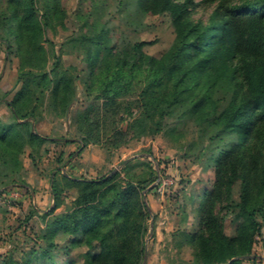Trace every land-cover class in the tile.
Returning <instances> with one entry per match:
<instances>
[{"label": "trees", "instance_id": "obj_1", "mask_svg": "<svg viewBox=\"0 0 264 264\" xmlns=\"http://www.w3.org/2000/svg\"><path fill=\"white\" fill-rule=\"evenodd\" d=\"M208 1L219 4L205 24L191 20L193 0H139L146 13L171 16L176 37L167 52L155 58L136 42L117 49L105 29L92 31L66 41L85 56L79 71L62 63L67 43L58 49L47 36L66 28L62 0H2L0 37L7 53L20 59L19 90L10 100L7 93L0 97L11 115L9 121L0 118V183L8 181L2 186L26 185L23 156L29 151L37 164L41 148L55 141L38 134L35 123L46 115L69 120L82 80L90 102L72 122L83 146L103 144L110 151L128 133L133 138L160 134L169 118L195 123L216 183L197 209V231L185 234L195 251L192 264H243L240 258L251 254L254 236L264 226L259 197L264 166L253 177L258 170L247 166L264 126V0ZM123 164V179L120 172L98 179L72 177L60 168L52 174L53 206L42 215L40 236L46 247L32 252L40 264H57L49 248L59 235L88 247L83 264H143L150 213L142 192L148 180L131 174L133 163ZM236 181H241V200L235 209L243 222L231 238L216 208ZM73 190L75 198L66 205L65 195ZM0 264L19 263L8 258Z\"/></svg>", "mask_w": 264, "mask_h": 264}, {"label": "rangeland", "instance_id": "obj_2", "mask_svg": "<svg viewBox=\"0 0 264 264\" xmlns=\"http://www.w3.org/2000/svg\"><path fill=\"white\" fill-rule=\"evenodd\" d=\"M1 1L0 12L3 10ZM193 1L191 20L206 24L219 1ZM241 1L225 0V3ZM62 4L66 11V28L58 27L56 32L49 31L47 36L58 49L67 43L61 54L62 63L66 67H78L79 71L85 67V56L83 52H77L72 43L66 42L74 36L92 31L98 34L105 29L111 46L119 49L128 42L144 43V52L155 58H161L176 37L171 16L146 13L139 0H62ZM19 71L20 59L7 53L0 37V97L7 93L10 100L19 90ZM76 92L78 98L69 120L46 115L35 123L38 134L55 141L41 148L37 164L29 158V151L23 156L21 180L26 185L3 187L8 181L0 183V262L12 258L19 264H40V256H32V252L39 253L41 247H46L40 236L45 229L42 215L53 206L52 174H59L62 170L72 177L98 179L120 172L123 179L126 178L123 163L131 162L134 165L131 174L148 180L142 192L150 213L143 264H192L195 251L185 234L197 231V209L216 183V170L203 152L205 144L195 123L169 118L160 134L133 138L128 133L121 146L110 151L103 144L83 146L79 140L81 135L72 122L73 117L90 102L82 80L78 81ZM0 118L11 119L6 105H0ZM123 128L127 130L128 125L123 124ZM247 161L250 171L258 170L257 173L251 172V176L253 173L259 175L264 166V126L255 136ZM238 165L240 171L244 170L239 162ZM75 195V190L66 193V205L71 204ZM240 197L241 181H236L231 194L217 204L216 213L227 237L235 238L243 222L237 218L235 209ZM259 197L264 199V193ZM258 220L263 223L260 217ZM73 239L70 235H59L54 239L55 246L50 247L49 252L57 264L84 263L89 249L75 246ZM240 259L243 264H264V226L254 236L251 254Z\"/></svg>", "mask_w": 264, "mask_h": 264}]
</instances>
